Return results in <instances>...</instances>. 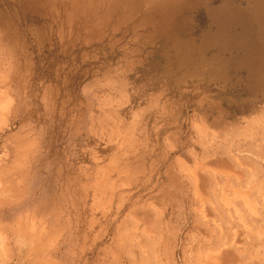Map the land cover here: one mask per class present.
Segmentation results:
<instances>
[{"label": "rangeland", "instance_id": "374dc122", "mask_svg": "<svg viewBox=\"0 0 264 264\" xmlns=\"http://www.w3.org/2000/svg\"><path fill=\"white\" fill-rule=\"evenodd\" d=\"M131 1L0 0V264H264L259 0Z\"/></svg>", "mask_w": 264, "mask_h": 264}, {"label": "flooded vegetation", "instance_id": "af4514ba", "mask_svg": "<svg viewBox=\"0 0 264 264\" xmlns=\"http://www.w3.org/2000/svg\"><path fill=\"white\" fill-rule=\"evenodd\" d=\"M223 13H225V11H223L222 14ZM233 18L235 20V19H237V16L233 15ZM260 18H261L260 20H261V24H262L261 34L264 37V20L262 19V14H261ZM240 21H241V19H240ZM243 23L245 24L246 29L247 28L249 29V27H250L249 20L247 21V19H245L243 21ZM246 34H248V33H246ZM243 42L246 44L247 47H249V45H248L249 41H245L244 40ZM249 52H250L251 55H250V58H247V63H248L247 66H248V69H249V74L252 76V74L255 73V71L257 70V67H259L261 65L264 68V58L263 59H262V57L258 58L257 49H255L253 47L251 48V51L249 50ZM254 55H255V57H254ZM262 85H263V88H264V80L262 81Z\"/></svg>", "mask_w": 264, "mask_h": 264}, {"label": "bare ground", "instance_id": "6f19581e", "mask_svg": "<svg viewBox=\"0 0 264 264\" xmlns=\"http://www.w3.org/2000/svg\"><path fill=\"white\" fill-rule=\"evenodd\" d=\"M45 1H50V0H35V2H39V3L40 2H45ZM140 1L141 0H132L131 3L129 5H127V8L128 9H131V7L136 6V5H139V2ZM258 8L261 11L262 19L264 20V0H259V2H258Z\"/></svg>", "mask_w": 264, "mask_h": 264}]
</instances>
